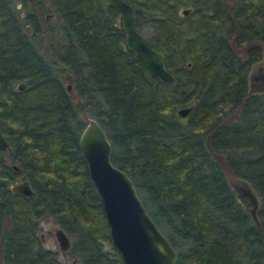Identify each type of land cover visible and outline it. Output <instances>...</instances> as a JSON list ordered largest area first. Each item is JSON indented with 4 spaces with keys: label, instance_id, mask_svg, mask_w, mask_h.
Here are the masks:
<instances>
[{
    "label": "trees",
    "instance_id": "obj_1",
    "mask_svg": "<svg viewBox=\"0 0 264 264\" xmlns=\"http://www.w3.org/2000/svg\"><path fill=\"white\" fill-rule=\"evenodd\" d=\"M126 1L135 28L165 51L171 83L119 46L111 6L0 0V133L11 148L9 156L0 148V264H72L42 245L46 217L71 236L70 259L121 264L78 145L87 116L175 249L172 264H264V93L246 91L264 49V0ZM193 98L179 122L175 109ZM220 159L252 187L257 224ZM19 179L34 195L9 190Z\"/></svg>",
    "mask_w": 264,
    "mask_h": 264
},
{
    "label": "water",
    "instance_id": "obj_2",
    "mask_svg": "<svg viewBox=\"0 0 264 264\" xmlns=\"http://www.w3.org/2000/svg\"><path fill=\"white\" fill-rule=\"evenodd\" d=\"M99 1L103 5L114 7L118 12L116 24L123 35L119 46L131 51L149 76L171 83L173 74L164 65L165 51L154 48L150 39L135 28L136 19L132 6L126 0ZM179 11L186 14L190 7H183ZM25 29L28 33L31 32L28 24H25ZM22 87L24 83L20 81L16 88ZM263 89L264 74L252 90ZM195 103L196 98H193L177 107L174 111L176 119L184 123ZM78 145L86 162L89 178L101 200L109 242L117 251L121 264H172L176 258L175 249L148 214L132 179L110 161V143L93 117H86L78 134ZM0 147H5L7 154L11 153L1 133ZM8 188L23 195L34 194L26 179L12 182ZM231 188L237 196H244L248 200L247 211L257 224L255 210L258 201L252 187L247 181L240 179L232 183ZM52 233L57 247L66 249L69 245L66 233L55 224L52 226Z\"/></svg>",
    "mask_w": 264,
    "mask_h": 264
},
{
    "label": "rangeland",
    "instance_id": "obj_3",
    "mask_svg": "<svg viewBox=\"0 0 264 264\" xmlns=\"http://www.w3.org/2000/svg\"><path fill=\"white\" fill-rule=\"evenodd\" d=\"M47 14H48V16H47ZM42 16L45 17L46 20L48 19L47 21H49V23L51 25H54L55 20H54V17L51 16L50 13L44 12L42 14ZM40 17L37 16L36 21H37L39 27H42L44 24V21ZM145 28L146 27H144L143 30H145ZM44 36H45V34L42 32L41 37H44ZM262 52L263 53H262V57H261V59H262L261 62L264 60V49L262 50ZM261 62H259V63H261ZM63 83H64V85L67 84L66 81H64ZM219 161L221 163V168H222L223 174L225 175L230 187H232V183H234L235 181H238L240 179H237L236 177L232 176L230 174L229 170L227 169V167L225 166V164L223 163V161L221 159ZM54 224L55 223H53L48 217L41 219L38 223L37 234L40 237L41 243L44 247H47L51 250H54L56 252L57 258H59L61 261L68 263L71 260L70 257H67V255H65L63 253V250L59 249L56 245V241H55V238H54L53 233H52V226ZM67 236H68L69 241H70L71 236L68 234H67ZM104 247H106V244L104 245ZM75 264H79V263L75 261Z\"/></svg>",
    "mask_w": 264,
    "mask_h": 264
},
{
    "label": "flooded vegetation",
    "instance_id": "obj_4",
    "mask_svg": "<svg viewBox=\"0 0 264 264\" xmlns=\"http://www.w3.org/2000/svg\"><path fill=\"white\" fill-rule=\"evenodd\" d=\"M99 1V0H98ZM99 3H100V1H99ZM101 4V3H100ZM102 6H110V5H103V4H101ZM187 6H189V5H187ZM112 7V6H111ZM183 7H186V6H183ZM183 7H180V8H178L177 10H178V13L179 14H181V15H185V14H183V13H181L179 10L181 9V8H183ZM190 7V6H189ZM114 8V7H113ZM115 9V8H114ZM116 10V9H115ZM117 11V10H116ZM190 11H191V7H190ZM189 11V12H190ZM189 12H187L186 14H188ZM117 15H118V12H117ZM47 16H48V14H47ZM117 18V17H116ZM28 33V32H27ZM31 33V32H30ZM262 53L263 52H261V55H260V58L258 59V60H256L255 62H253L251 65H250V67H249V69H248V72H247V75H246V82H247V88H246V91L248 92V93H264V89L263 90H261V91H256V90H252V88H254L257 84H258V82H259V78H261V75L262 74H264V60L261 62V57H262ZM259 62H261V63H259ZM20 82V81H19ZM18 82V83H19ZM18 83H16V85L18 84ZM67 86H68V84L66 85V90H69V88L67 89ZM16 87V86H15ZM23 88V87H22ZM18 89V88H17ZM21 89V88H20ZM2 135V134H1ZM3 136V135H2ZM4 138V137H3ZM5 139V138H4ZM6 141V140H5ZM7 142V141H6ZM8 144V143H7ZM9 146V145H8ZM0 148H4L5 149V154L7 155V156H9L10 154H7L6 153V148L5 147H0ZM9 148H10V146H9ZM11 149V148H10ZM11 166L13 167V168H15V165L14 164H11ZM20 180H23V179H19V180H14V181H12V182H16V181H20ZM27 180V179H26ZM28 181V180H27ZM12 182H10V183H12ZM9 183V184H10ZM9 184H8V186H9ZM10 190V189H9ZM11 191V190H10ZM34 192V191H33ZM17 193V192H16ZM21 194V193H20ZM34 195V194H33ZM27 196H29V195H27ZM56 225V224H55ZM57 226V225H56ZM67 235V234H66ZM69 239V238H68ZM69 243H70V241H69ZM69 246V245H68ZM64 250V249H63ZM59 259V258H58ZM70 263H72V264H75V259L74 258H72L71 260H70Z\"/></svg>",
    "mask_w": 264,
    "mask_h": 264
}]
</instances>
